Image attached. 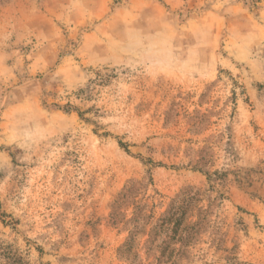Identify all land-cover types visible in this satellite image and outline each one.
Listing matches in <instances>:
<instances>
[{
  "label": "rangeland",
  "instance_id": "1",
  "mask_svg": "<svg viewBox=\"0 0 264 264\" xmlns=\"http://www.w3.org/2000/svg\"><path fill=\"white\" fill-rule=\"evenodd\" d=\"M0 264H264V0H0Z\"/></svg>",
  "mask_w": 264,
  "mask_h": 264
},
{
  "label": "trees",
  "instance_id": "2",
  "mask_svg": "<svg viewBox=\"0 0 264 264\" xmlns=\"http://www.w3.org/2000/svg\"><path fill=\"white\" fill-rule=\"evenodd\" d=\"M124 147V146H123ZM205 220L203 219V221H201V223H186V221H183V223L181 221H178L175 219V215H173L170 219H168L165 224L166 225H170L174 224L173 226H176L175 229L173 230V236H171L170 238L174 241H177V243H179L181 246H185V248H181V249H172L168 252H166L165 254H162L161 257L164 258L165 260H170V258H172L173 256L177 257L180 256L182 253V255H186L187 250L192 249L191 246H189L190 241L192 239H194V237L198 234L199 232V228H201L202 226H204L205 224ZM178 226H180L178 228ZM189 247V248H186ZM183 249H186L185 251ZM190 253V252H188Z\"/></svg>",
  "mask_w": 264,
  "mask_h": 264
},
{
  "label": "clouds",
  "instance_id": "3",
  "mask_svg": "<svg viewBox=\"0 0 264 264\" xmlns=\"http://www.w3.org/2000/svg\"><path fill=\"white\" fill-rule=\"evenodd\" d=\"M134 47L138 49V56L144 60V62L148 65L150 71L155 70L159 73H163L166 70L168 66V60L158 58L157 45H145L143 40L141 39L134 45Z\"/></svg>",
  "mask_w": 264,
  "mask_h": 264
}]
</instances>
